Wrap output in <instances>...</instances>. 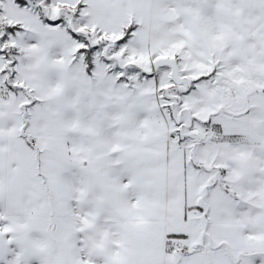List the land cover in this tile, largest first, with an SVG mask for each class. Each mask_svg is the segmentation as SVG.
Here are the masks:
<instances>
[{"label": "snow or ice", "instance_id": "obj_1", "mask_svg": "<svg viewBox=\"0 0 264 264\" xmlns=\"http://www.w3.org/2000/svg\"><path fill=\"white\" fill-rule=\"evenodd\" d=\"M0 264H264V0H0Z\"/></svg>", "mask_w": 264, "mask_h": 264}]
</instances>
